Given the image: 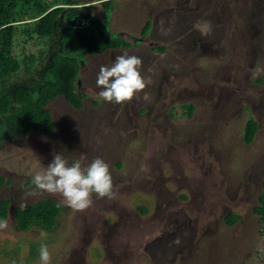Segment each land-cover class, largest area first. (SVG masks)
Returning a JSON list of instances; mask_svg holds the SVG:
<instances>
[{
  "label": "rangeland",
  "instance_id": "obj_1",
  "mask_svg": "<svg viewBox=\"0 0 264 264\" xmlns=\"http://www.w3.org/2000/svg\"><path fill=\"white\" fill-rule=\"evenodd\" d=\"M101 1L79 0L90 21L101 19L102 35L133 45L80 56L82 106L59 95L47 105L53 134L14 135L1 148L11 183L0 198L12 204L0 264H41L42 244L50 264H264V219L254 210L264 182V0H116L110 15ZM43 48L51 51L49 39L36 36L15 53ZM125 54L141 58L146 87L129 102H105L97 74ZM254 115L259 130L247 144ZM56 153L82 167L102 158L115 197L93 193L81 212L35 190L32 177ZM49 197L63 206L53 229L20 230L14 207ZM229 212L241 221L227 225Z\"/></svg>",
  "mask_w": 264,
  "mask_h": 264
},
{
  "label": "trees",
  "instance_id": "obj_2",
  "mask_svg": "<svg viewBox=\"0 0 264 264\" xmlns=\"http://www.w3.org/2000/svg\"><path fill=\"white\" fill-rule=\"evenodd\" d=\"M115 2L101 1L109 15ZM80 4L79 0H0V150L14 139V135L34 130L53 134L56 123L47 105L59 95L73 106H82L85 94L77 91L80 56L133 45L118 34L113 35L115 39L111 35H102L101 30L105 27L101 19L94 18L98 28L90 21L94 17L90 10ZM151 26L152 22L147 21L144 33ZM36 36L49 39L50 52L43 48L38 54L15 53V46ZM156 47L166 50L165 46ZM46 54H49L48 60L44 62ZM186 107H189L187 114L192 116L194 104L189 103ZM245 129L249 142L257 131L256 121L251 119ZM9 183L11 181L0 172V190ZM11 204L10 197L0 198V220L10 216ZM62 209L58 200L49 197L15 206L13 210L17 227L26 231L31 227L53 229ZM255 210L264 219V193ZM141 212L146 213V210L141 209ZM239 218L231 212L226 223L233 225Z\"/></svg>",
  "mask_w": 264,
  "mask_h": 264
},
{
  "label": "clouds",
  "instance_id": "obj_3",
  "mask_svg": "<svg viewBox=\"0 0 264 264\" xmlns=\"http://www.w3.org/2000/svg\"><path fill=\"white\" fill-rule=\"evenodd\" d=\"M112 37L115 39V36ZM141 66V58L126 54L116 56L111 66L102 65L96 86L101 88L99 96L103 101L122 104L141 92L146 87L140 73ZM32 184L39 192L59 195L65 206L81 212L92 205L93 193L101 199H112L116 194L109 165L99 157L82 167L79 160L69 165L60 153H56L46 170L34 174ZM34 194L33 190L26 192L27 196ZM7 227L8 222L0 220V230ZM39 259L41 264H50L51 254L46 244L40 246Z\"/></svg>",
  "mask_w": 264,
  "mask_h": 264
},
{
  "label": "flooded vegetation",
  "instance_id": "obj_4",
  "mask_svg": "<svg viewBox=\"0 0 264 264\" xmlns=\"http://www.w3.org/2000/svg\"><path fill=\"white\" fill-rule=\"evenodd\" d=\"M105 35V34H104ZM138 42V41H137ZM260 84V83H259ZM246 108H247V110H250V112L251 113H254L253 112V110H254V104L252 103V102H250L249 101V105H247L246 106ZM255 116V115H254ZM257 116H255V117H251L250 118V120L249 121H251V119L252 120H254V121H256V123H257V131L255 132V134H254V137H253V139L251 140V141H249L248 142V140H247V138H246V129L244 130L245 132H244V137H245V139H244V141L248 144V143H252L254 140H255V136H256V134H257V132H258V130H259V124H258V119L256 118ZM248 121V122H249ZM247 122V123H248ZM264 193V182H263V189H262V191H261V193L259 194V197H258V199H259V202H260V198H261V196H262V194ZM255 210V209H254ZM231 212H229V213H227V214H224L223 216H224V220H225V223H226V219H227V216L230 214ZM238 214V213H237ZM239 216H240V218L238 219V221L235 223V224H237L238 222H240L241 221V215L240 214H238ZM227 225H229L228 223H226ZM235 224H233V225H235ZM229 226H232V225H229Z\"/></svg>",
  "mask_w": 264,
  "mask_h": 264
}]
</instances>
